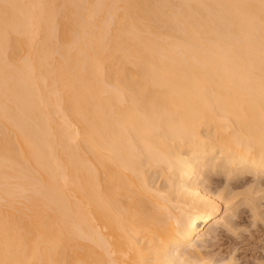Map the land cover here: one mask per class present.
Instances as JSON below:
<instances>
[{"label": "bare ground", "instance_id": "bare-ground-1", "mask_svg": "<svg viewBox=\"0 0 264 264\" xmlns=\"http://www.w3.org/2000/svg\"><path fill=\"white\" fill-rule=\"evenodd\" d=\"M247 175L264 0H0V264H235Z\"/></svg>", "mask_w": 264, "mask_h": 264}, {"label": "rangeland", "instance_id": "rangeland-1", "mask_svg": "<svg viewBox=\"0 0 264 264\" xmlns=\"http://www.w3.org/2000/svg\"><path fill=\"white\" fill-rule=\"evenodd\" d=\"M245 179L247 183L251 182L250 185H252V183L253 185L257 183L260 184L261 182L264 186V177L258 178L247 175ZM245 179L242 177L239 179L238 183L237 181L233 183L239 185L243 183ZM246 188V186L245 188H238L236 192L240 194L233 200L232 203L234 206L228 214H225L226 217H229L226 218V221L229 222L230 220L232 221L230 223L236 225H232V232L226 230L228 229V226H226L227 224H225L226 221H222L219 227L210 229L205 235L203 243L205 248L202 249L204 251L203 253L212 255L215 258L214 260H219L221 258L227 260L232 257L237 260L235 264H264V215L260 212L262 211L264 213V191L260 192V194L245 195L242 192H244V190L246 191ZM258 196H261L260 200L257 198ZM255 198H257L258 201ZM258 204L263 205V207H260V205L257 207ZM255 208L257 215L254 217L253 212L255 213ZM259 212L262 215L258 214ZM205 242L208 244H205ZM204 244L208 246L206 247Z\"/></svg>", "mask_w": 264, "mask_h": 264}, {"label": "clouds", "instance_id": "clouds-1", "mask_svg": "<svg viewBox=\"0 0 264 264\" xmlns=\"http://www.w3.org/2000/svg\"><path fill=\"white\" fill-rule=\"evenodd\" d=\"M188 136H189L190 138H192V139H198V138H199V136H198V132H197V130H196L195 128H191V129H189V131H188Z\"/></svg>", "mask_w": 264, "mask_h": 264}]
</instances>
